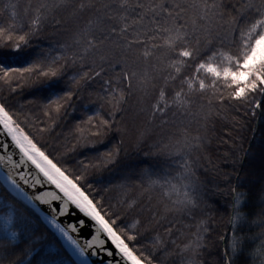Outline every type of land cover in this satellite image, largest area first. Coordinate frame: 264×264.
<instances>
[{
	"label": "snow or ice",
	"instance_id": "1",
	"mask_svg": "<svg viewBox=\"0 0 264 264\" xmlns=\"http://www.w3.org/2000/svg\"><path fill=\"white\" fill-rule=\"evenodd\" d=\"M157 7L142 3L134 6L128 0H119L118 4H85L83 0L21 4L18 0H0V12L7 16L11 29L6 32L0 26V38L19 49L41 31L49 17L55 27H61V20L53 12L68 10V16L74 18L76 27L59 50L49 47L46 53L33 52L31 55L37 59L28 64L29 72L35 69L37 76L52 78L39 90L47 94L45 106L51 105L53 110L61 107L57 103L61 93L63 97L73 95L64 89L62 81L77 83L88 77L87 72H74L68 64L84 66L88 61L92 77L103 73L104 64L110 71L120 69L116 79L121 89L135 82L147 102L143 110L149 121L162 118L160 122L166 124L170 112L173 117L182 114L204 96L210 102L213 97L221 102L235 100L264 111V0L259 5L248 4L247 11L239 8L235 17L225 19L220 13V25L197 24V20L211 22L217 17L220 5L215 0H191L173 6L177 14L163 21L146 20ZM85 9L91 11L87 19H82ZM15 24L19 27L13 28ZM109 57L116 63L109 62ZM2 71L6 74L10 70L5 67ZM104 83L111 89L106 92L111 104L113 97L118 99L115 81ZM26 119L0 102V168L4 170L0 177V264H92L90 257L103 254L108 264H156L155 258L142 250L143 235L136 231L141 224L139 214L129 216L138 202L128 200L123 210L103 203L91 185L83 184L82 175L62 165L35 139ZM110 123L101 119V125ZM187 142L185 138L184 144ZM180 144L166 143L160 151H170ZM151 147L156 150L158 145ZM180 167L183 171L178 175L187 180L183 191L180 185L172 184L166 192L175 194L173 207L193 211L199 199L196 188H190L191 164L184 159ZM139 171L141 176L149 175L150 167ZM149 182L159 183L155 179ZM228 194L225 207L232 232L221 237L226 242L219 264H257V255L259 264H264V227L259 233L260 248L251 246L255 237L245 231V226L255 225L258 214H264V171L258 185L234 183ZM250 202L262 206L259 213L250 210ZM141 210H147L157 222L163 219L154 209ZM260 223L264 225V220ZM193 236L195 239L184 248L195 252L201 246V236ZM154 239L160 242L159 235Z\"/></svg>",
	"mask_w": 264,
	"mask_h": 264
},
{
	"label": "trees",
	"instance_id": "2",
	"mask_svg": "<svg viewBox=\"0 0 264 264\" xmlns=\"http://www.w3.org/2000/svg\"><path fill=\"white\" fill-rule=\"evenodd\" d=\"M18 2L35 3L36 0ZM69 2L80 3L81 0ZM83 2L118 4L119 0ZM128 2L134 6L142 3L149 8L152 4L158 5L153 16L145 19L163 21L170 14H177L173 6H183L191 0ZM260 2L215 0L220 5L217 17L211 22L197 20V24L220 25L223 22L219 18L220 13L225 19L235 17L239 8L247 11L248 4L259 5ZM89 11L91 9H85L82 19H87ZM53 15L59 17L61 27H55L49 17L41 31L19 49L11 48L10 41L0 38V53L7 54L0 55V102L26 117L25 123L30 125L35 139L62 165L82 175L83 184L91 185L103 203L115 204L123 210L128 200L138 202L129 216L139 214L141 224L136 231L143 235L140 240L144 245L142 250H146V255L151 254L156 264H219L226 242H222L221 237L232 232L225 207L230 199L228 190L234 183L243 182L250 187L258 185L264 171V111L246 102H221L214 97L210 102L209 97L204 96L203 100L197 99L182 114L177 113L173 117L170 112L166 124L160 122L162 118L149 121L143 110L147 102L142 99L135 82L131 87L121 89L116 79L120 69L117 67L110 71L104 64H101L103 73L92 77L88 61L84 62V66L81 63L68 64L74 72H87L88 77H82L77 83L62 81L64 89L71 90L73 95L63 97L61 93L62 99L57 101L61 107L53 110L51 105L45 106L47 94L39 90L43 82L52 78L37 76L35 69L28 71V64L37 59L31 53H46L49 47L59 50V45L68 40L67 34L76 27L74 18L68 16V10L53 12ZM23 23L27 28V19ZM8 25L7 16L0 12V26L5 27L7 32L11 30ZM16 27L19 24L13 25V28ZM13 52L19 54L12 55ZM108 59L116 63L111 57ZM5 67L10 70L6 74L2 71ZM21 68L25 70H17ZM110 79L115 81L113 86L118 94V99L113 97L111 104L106 96L111 89L104 83ZM102 118L111 121L110 125H101ZM185 138L187 144H184ZM175 141L181 144L170 151H160V146ZM154 143L158 145L156 150L151 147ZM184 159L191 164L190 188H196L199 199V205L193 211L173 207L175 194L166 192L172 184L180 185L183 191V183L187 180L178 173L183 171L180 165ZM142 167H150L149 175H140ZM153 179L159 183L151 184L149 181ZM2 187L0 182V189ZM261 207L250 202L251 211L259 213ZM141 208L154 209L157 216L162 215L163 219L157 222ZM201 220L204 221L202 224L199 223ZM261 220H264V214L257 215L254 226H245V231L255 237L250 241L253 248L261 246L259 233L264 227ZM193 233L201 236V246L195 252L190 247L184 248L189 240L195 239ZM157 235L159 243L154 239ZM255 259L259 264L258 255Z\"/></svg>",
	"mask_w": 264,
	"mask_h": 264
},
{
	"label": "water",
	"instance_id": "3",
	"mask_svg": "<svg viewBox=\"0 0 264 264\" xmlns=\"http://www.w3.org/2000/svg\"><path fill=\"white\" fill-rule=\"evenodd\" d=\"M3 171V168H0V177H2ZM0 182L3 184L2 178H0ZM90 260L92 261V264H108V257L106 254L90 257Z\"/></svg>",
	"mask_w": 264,
	"mask_h": 264
}]
</instances>
